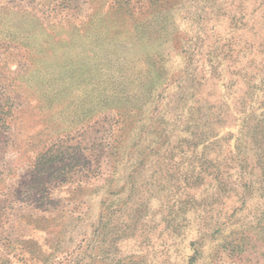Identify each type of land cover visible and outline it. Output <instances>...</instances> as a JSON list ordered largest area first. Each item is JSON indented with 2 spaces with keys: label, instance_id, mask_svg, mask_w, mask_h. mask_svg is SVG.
<instances>
[{
  "label": "rangeland",
  "instance_id": "rangeland-1",
  "mask_svg": "<svg viewBox=\"0 0 264 264\" xmlns=\"http://www.w3.org/2000/svg\"><path fill=\"white\" fill-rule=\"evenodd\" d=\"M0 264H264V0H0Z\"/></svg>",
  "mask_w": 264,
  "mask_h": 264
}]
</instances>
